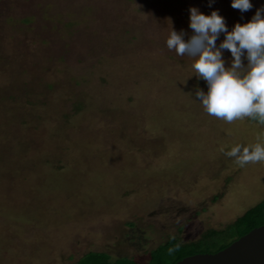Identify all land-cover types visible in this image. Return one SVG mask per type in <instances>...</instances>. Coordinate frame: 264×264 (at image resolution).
Masks as SVG:
<instances>
[{
	"label": "rangeland",
	"instance_id": "374dc122",
	"mask_svg": "<svg viewBox=\"0 0 264 264\" xmlns=\"http://www.w3.org/2000/svg\"><path fill=\"white\" fill-rule=\"evenodd\" d=\"M250 2L0 0V264H76L89 250L143 263L263 195L264 162L225 152L264 145V128L209 115L194 59L166 43L193 34L191 7L231 31L264 7Z\"/></svg>",
	"mask_w": 264,
	"mask_h": 264
},
{
	"label": "clouds",
	"instance_id": "9594fccd",
	"mask_svg": "<svg viewBox=\"0 0 264 264\" xmlns=\"http://www.w3.org/2000/svg\"><path fill=\"white\" fill-rule=\"evenodd\" d=\"M212 0H209L211 6ZM232 8L241 13L250 10V0H232ZM264 7L258 8L250 21L237 23L229 31L218 10L205 15L196 7L190 8L192 35L185 40L183 31L171 30L167 48L178 56L194 59L192 67L198 78L207 82V92L197 89L196 97L206 112L228 123L249 118L264 125ZM221 33L225 39L217 47ZM222 50L233 57L230 67H225ZM246 55L247 65L242 61ZM237 165L264 162V145L237 144L225 152Z\"/></svg>",
	"mask_w": 264,
	"mask_h": 264
},
{
	"label": "trees",
	"instance_id": "16d2710c",
	"mask_svg": "<svg viewBox=\"0 0 264 264\" xmlns=\"http://www.w3.org/2000/svg\"><path fill=\"white\" fill-rule=\"evenodd\" d=\"M247 120L259 124L258 121L249 118ZM261 126L264 128V125ZM262 223H264V193L259 199L246 206L222 230H210L208 235L184 242L176 237H169L150 249L149 258L143 263L124 256L109 259L104 252L89 250L77 259L76 264H172L185 255L221 249L239 235ZM211 238L215 240L209 241ZM206 241L210 242V245H207Z\"/></svg>",
	"mask_w": 264,
	"mask_h": 264
},
{
	"label": "water",
	"instance_id": "95a60500",
	"mask_svg": "<svg viewBox=\"0 0 264 264\" xmlns=\"http://www.w3.org/2000/svg\"><path fill=\"white\" fill-rule=\"evenodd\" d=\"M172 264H264V223L214 252L185 255Z\"/></svg>",
	"mask_w": 264,
	"mask_h": 264
},
{
	"label": "flooded vegetation",
	"instance_id": "af4514ba",
	"mask_svg": "<svg viewBox=\"0 0 264 264\" xmlns=\"http://www.w3.org/2000/svg\"><path fill=\"white\" fill-rule=\"evenodd\" d=\"M252 203H253V202H252ZM252 203H251V204H252ZM242 210H243V209H242ZM240 213H241V212H240ZM240 213H238L237 215H239ZM237 215H236V216H237ZM236 216H235V217H236ZM235 217H234V218H235ZM166 239H167V238H166ZM182 242H184V241H182Z\"/></svg>",
	"mask_w": 264,
	"mask_h": 264
}]
</instances>
